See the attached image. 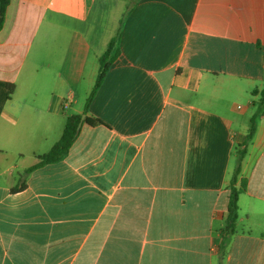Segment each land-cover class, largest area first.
Instances as JSON below:
<instances>
[{
  "label": "crops",
  "instance_id": "0c3cea01",
  "mask_svg": "<svg viewBox=\"0 0 264 264\" xmlns=\"http://www.w3.org/2000/svg\"><path fill=\"white\" fill-rule=\"evenodd\" d=\"M118 31L87 114L104 125L83 122L63 160L28 172L81 89L90 96ZM263 86L264 0H11L0 264H264V110L241 162L236 232L219 251Z\"/></svg>",
  "mask_w": 264,
  "mask_h": 264
},
{
  "label": "trees",
  "instance_id": "16d2710c",
  "mask_svg": "<svg viewBox=\"0 0 264 264\" xmlns=\"http://www.w3.org/2000/svg\"><path fill=\"white\" fill-rule=\"evenodd\" d=\"M11 3V0H0V31L4 27L5 23V17L6 12ZM119 39H120V31L117 32L116 36L110 41L107 50L104 52V54L100 57V68L98 72V77L96 84L88 97L83 114L86 115L83 122L91 125H104L102 121L98 119H93L89 117L87 114L89 112L91 103L102 85L104 79L106 78L109 70L111 69L112 64L117 59V57L120 54L119 50ZM253 96L259 95V100L256 102V110L255 113L251 119V127L250 132L248 134L247 140L242 146V148L239 150V161L236 169L233 172L232 180L230 182V199H229V205H228V211L226 215V224L225 227L222 230V240L219 245V251L221 256L223 257L225 255L226 249L228 245L231 242L232 236L236 232V226L237 222L239 220V197L240 194L246 191V183L245 180L240 178L241 173V162L245 155L247 145L249 141L252 140L256 127H255V121L256 118L263 112L264 110V86L260 90H255L252 92ZM83 114H75L72 116H69L66 120V124L64 127L63 134L60 138V140L51 148L49 152L46 154H43L39 156V162L28 169V172L41 167L45 164L54 163L63 160L69 153L72 145L74 144L77 136H78V127L80 122L82 121ZM23 186L19 188H14V191H19L22 189Z\"/></svg>",
  "mask_w": 264,
  "mask_h": 264
},
{
  "label": "rangeland",
  "instance_id": "374dc122",
  "mask_svg": "<svg viewBox=\"0 0 264 264\" xmlns=\"http://www.w3.org/2000/svg\"><path fill=\"white\" fill-rule=\"evenodd\" d=\"M121 12H119L118 10H115L114 11V15L115 16H113L112 15V17H114V18H117L118 16H119V14H120ZM81 94H80V98H79V101L77 102V103H75L74 105H72V107L71 108H69V109H67V110H65V112H64V118H66V117H68V116H70V115H73V114H78V113H80L81 111H83V109H84V106H85V103H86V89H81ZM251 115V112L249 113V115L248 116H250ZM38 124L40 125L41 124V122H38ZM48 149V148H47ZM47 151V150H46Z\"/></svg>",
  "mask_w": 264,
  "mask_h": 264
},
{
  "label": "water",
  "instance_id": "95a60500",
  "mask_svg": "<svg viewBox=\"0 0 264 264\" xmlns=\"http://www.w3.org/2000/svg\"><path fill=\"white\" fill-rule=\"evenodd\" d=\"M85 117H86V115H83V116H82V121H81L80 124H79L78 131L80 130V128H81V126H82V124H83V120L85 119Z\"/></svg>",
  "mask_w": 264,
  "mask_h": 264
}]
</instances>
